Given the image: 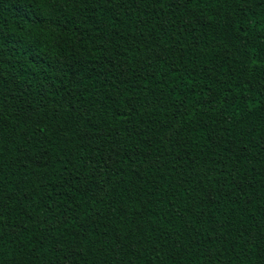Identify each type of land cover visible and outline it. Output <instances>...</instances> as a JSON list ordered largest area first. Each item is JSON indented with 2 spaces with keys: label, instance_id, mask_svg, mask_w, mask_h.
Returning a JSON list of instances; mask_svg holds the SVG:
<instances>
[{
  "label": "trees",
  "instance_id": "1",
  "mask_svg": "<svg viewBox=\"0 0 264 264\" xmlns=\"http://www.w3.org/2000/svg\"><path fill=\"white\" fill-rule=\"evenodd\" d=\"M0 264H264V0H0Z\"/></svg>",
  "mask_w": 264,
  "mask_h": 264
}]
</instances>
